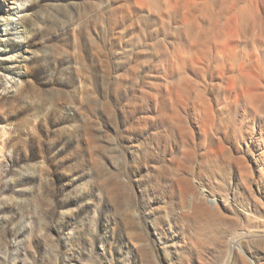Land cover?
<instances>
[{
	"label": "rangeland",
	"instance_id": "rangeland-1",
	"mask_svg": "<svg viewBox=\"0 0 264 264\" xmlns=\"http://www.w3.org/2000/svg\"><path fill=\"white\" fill-rule=\"evenodd\" d=\"M92 1L0 0V264H264L256 146L234 154L253 196L226 168L199 177L216 203L181 194L185 147L217 145L142 127L109 28H75Z\"/></svg>",
	"mask_w": 264,
	"mask_h": 264
},
{
	"label": "bare ground",
	"instance_id": "bare-ground-1",
	"mask_svg": "<svg viewBox=\"0 0 264 264\" xmlns=\"http://www.w3.org/2000/svg\"><path fill=\"white\" fill-rule=\"evenodd\" d=\"M82 9L77 31L99 22L119 44L127 107L142 127L178 145H217L197 164L185 147L178 191L216 203L199 177L226 168L253 196L249 166L234 154L254 145L264 163V0H93Z\"/></svg>",
	"mask_w": 264,
	"mask_h": 264
}]
</instances>
